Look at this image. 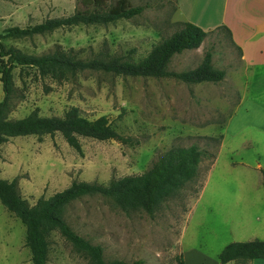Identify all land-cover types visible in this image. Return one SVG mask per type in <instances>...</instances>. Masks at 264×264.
I'll return each instance as SVG.
<instances>
[{
    "label": "rangeland",
    "instance_id": "obj_1",
    "mask_svg": "<svg viewBox=\"0 0 264 264\" xmlns=\"http://www.w3.org/2000/svg\"><path fill=\"white\" fill-rule=\"evenodd\" d=\"M128 1L145 6L144 12L106 26L79 25L3 42L28 54L59 45L80 57L102 52L138 60L172 33L176 22L184 21L176 0ZM75 8L76 0H0V33L70 14ZM207 49L212 51L213 67L225 70L220 82L193 84L93 70L64 82L33 74L24 75L22 82L15 68L17 92L9 118H22L35 109L40 115L61 116L77 106L89 119L106 116L126 141L81 137L80 155L59 133L13 137L0 146V178L15 179L19 193L32 205L72 181L107 183L139 174L170 147L196 144L214 156L203 159L199 176L153 216L125 213L109 199L94 195L71 203L67 222L102 247L105 261L128 264H181V258L184 264H218L226 244L264 240V59L250 65L240 61L221 31L199 48L175 54L168 69L196 67ZM30 258L24 225L0 202V264H31ZM47 264L90 263L54 232ZM246 264H264V258Z\"/></svg>",
    "mask_w": 264,
    "mask_h": 264
},
{
    "label": "trees",
    "instance_id": "obj_2",
    "mask_svg": "<svg viewBox=\"0 0 264 264\" xmlns=\"http://www.w3.org/2000/svg\"><path fill=\"white\" fill-rule=\"evenodd\" d=\"M144 10L145 6L132 5L128 0H76V8L70 14L47 17L25 27L5 28L0 33V83L3 91V100L0 102V146L17 136L42 138L59 133L68 146L81 155V137L99 141H126L106 116L89 119L77 106H70L61 116L40 115L35 109L22 118H9L12 100L17 92L13 74L15 68H19L22 82L24 75L30 74L64 82L82 71L93 70L123 77H169L184 83H217L224 79L225 70L213 67L211 49L204 52L201 62L194 68L174 71L169 70L168 65L175 54L197 49L208 36L221 31L226 33L241 61V48L232 40L228 27L219 25L205 31L188 21L176 22L175 30L162 37L138 60L102 52L80 57L72 48L65 50L59 45L47 52L28 54L15 46H6L3 42L4 39L32 38L79 25L106 26L118 20L139 16ZM213 156L196 144L172 146L153 160L142 173L112 178L107 183L72 181L63 190L47 198L40 197L32 205L19 193L15 179L8 181L0 178V202L24 225L25 245L31 254V264H47L49 237L54 232L70 242L75 251L84 255L90 264H128L119 260L105 261L102 247L77 234L69 225L65 218L67 207L85 196L99 195L112 201L125 213L143 211L153 216L165 201L177 195L187 183L199 176L202 160ZM261 182L264 186V172ZM217 258L218 264H246L262 259L264 240L230 242L223 247ZM180 262L184 264L182 258Z\"/></svg>",
    "mask_w": 264,
    "mask_h": 264
},
{
    "label": "crops",
    "instance_id": "obj_3",
    "mask_svg": "<svg viewBox=\"0 0 264 264\" xmlns=\"http://www.w3.org/2000/svg\"><path fill=\"white\" fill-rule=\"evenodd\" d=\"M177 11L205 31L228 27L242 62L264 59V0H177Z\"/></svg>",
    "mask_w": 264,
    "mask_h": 264
}]
</instances>
